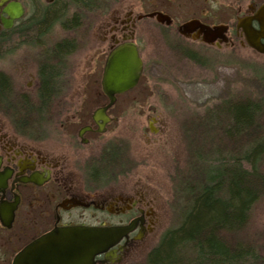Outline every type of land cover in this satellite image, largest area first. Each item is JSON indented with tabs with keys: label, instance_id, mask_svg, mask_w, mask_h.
Wrapping results in <instances>:
<instances>
[{
	"label": "flooded vegetation",
	"instance_id": "flooded-vegetation-1",
	"mask_svg": "<svg viewBox=\"0 0 264 264\" xmlns=\"http://www.w3.org/2000/svg\"><path fill=\"white\" fill-rule=\"evenodd\" d=\"M176 1L163 0L174 10L189 16L184 21L177 22L173 13L155 7L145 15L134 10H114L110 22L95 27L99 36L93 34L96 39H91L86 48L90 59L84 75L88 80L89 95L97 89V95L104 98V103L94 110L84 103H53L59 94L57 80L64 74V64L69 63L67 61L76 50L74 40L56 43L51 51L45 52L47 59L36 68L24 60L20 62L17 74L20 78L30 77L32 82L24 88L22 95H34L38 103L31 104L29 98H25L24 103L17 106L18 111L27 113L22 122L8 121L0 115V264H14L17 256L27 250L30 261L44 264L46 260L51 264L54 232L59 229L121 227L135 223V230L115 247L114 253L97 255L94 263L129 264L139 254L140 244L155 233L159 223L155 200L136 182L127 181L134 170L135 159L129 156L119 136L111 142L100 141L113 124L115 131L118 130L117 123L122 118L129 116L131 125H138L139 110L133 104L137 102L124 105L118 115L114 109L124 94L117 96L114 105L105 112L109 122L102 132L93 119L98 109L109 104L102 90L108 56L120 45L135 44L143 61L138 86L144 76L145 62L136 37L141 22L149 19L166 37L175 39H170L171 52L178 60L190 53L208 61L212 58V63H218L220 59L231 63L264 59V54L254 47L264 46V0H179V4ZM4 7L5 4L0 5V80L6 83V98L9 99L18 77L11 72V64H7L6 58L14 47L26 43L22 37L31 30L44 36L43 33H48L57 24L45 32L43 25H28L23 17L7 29L1 20L8 18L3 13ZM160 13L168 19L158 21L157 14ZM150 14L154 15L148 17ZM195 22L203 27L190 25ZM60 25L66 30L76 27ZM210 52L215 53L213 57H205L204 54ZM47 75L55 81L51 82L54 87L50 101L45 104L40 103L38 94ZM99 80L101 87H92ZM14 107L13 104L5 105L9 110ZM147 117L158 123L155 115ZM186 121L179 122L183 126ZM35 123L44 124L37 133L33 131ZM159 132L156 130V134ZM32 245L36 248L32 249ZM45 251L51 254L45 257Z\"/></svg>",
	"mask_w": 264,
	"mask_h": 264
},
{
	"label": "rangeland",
	"instance_id": "rangeland-1",
	"mask_svg": "<svg viewBox=\"0 0 264 264\" xmlns=\"http://www.w3.org/2000/svg\"><path fill=\"white\" fill-rule=\"evenodd\" d=\"M22 3L25 7V21L35 16L37 18L40 7L55 4V8L62 12L69 9L64 21L69 22L76 18L79 24L74 29L66 30L61 27L62 22L56 23L48 33L42 34L44 36L33 29L26 37H22L26 43L14 47L6 58L7 64H11V72L18 78H15L16 84L11 91V98L0 97V115L13 122L24 121L27 113L18 111L17 106L22 105L25 98H29L28 102L31 104L38 103L34 95H22L25 94L24 88L32 83L30 77L20 78L17 74L23 60L36 68L47 59L45 52L51 51L56 43L74 40L76 50L67 61L69 63L64 64L66 71L64 68V74L57 80L59 94L53 103H84L94 110L96 106L104 103V98L99 93L97 95V89H94L93 95H89L87 90L88 80L84 79V75L90 57L87 56L86 48L91 39H96L93 34L99 36V32H95L98 26L111 21L114 10H134L145 15L155 7H162L173 13L177 22L189 17L183 11L179 12L173 6L166 5L163 0H101L97 9L90 10L74 8L70 0H22ZM179 3L177 0L176 4ZM170 39L155 28L149 19L141 22L136 42L145 62L144 76L134 90L121 96L114 109L120 115L124 105L131 104V101L137 102L133 104L139 110L138 125H131L132 118L127 116L119 120L117 131L113 124L108 133L100 137L101 142H111L115 136H119V141L136 162L127 181L133 180L140 189L153 197L159 214L157 230L140 244L139 254L129 264H146L148 254L159 245L165 233L177 228L184 218L187 194L184 191V180L193 181L194 176L190 173L193 163L188 131L179 121L201 116L207 109L230 97L236 100L264 99V59L251 58L246 63H231L220 59L218 63H212V58L208 61L190 53L186 58L178 60L171 52L173 45ZM214 54L210 52L204 55L213 57ZM100 81L96 84L93 81L92 87L100 88ZM33 84L35 86L34 82ZM10 104L16 107L12 110L6 109L5 105ZM148 115H155L158 123L149 119ZM43 125L35 123L33 131L37 133ZM149 128L155 131L159 129L160 132L152 133ZM236 238L252 248L260 261H264V196L255 204L248 226ZM193 261L191 258L189 263Z\"/></svg>",
	"mask_w": 264,
	"mask_h": 264
},
{
	"label": "trees",
	"instance_id": "trees-1",
	"mask_svg": "<svg viewBox=\"0 0 264 264\" xmlns=\"http://www.w3.org/2000/svg\"><path fill=\"white\" fill-rule=\"evenodd\" d=\"M70 1L82 10L101 4V0ZM68 10L62 12L55 4L42 6L37 18L25 23L43 25L45 32L60 22L78 25L76 18L64 21ZM54 81L50 75L45 77L38 94L40 103L50 101ZM5 84L1 79V98L7 97ZM183 126L188 131L194 176L193 181L184 180L185 215L177 228L165 233L146 264H190L191 258V264H264L236 238L264 196V99L230 97Z\"/></svg>",
	"mask_w": 264,
	"mask_h": 264
},
{
	"label": "water",
	"instance_id": "water-1",
	"mask_svg": "<svg viewBox=\"0 0 264 264\" xmlns=\"http://www.w3.org/2000/svg\"><path fill=\"white\" fill-rule=\"evenodd\" d=\"M5 4L3 13L8 18H2V24L9 29L13 23L21 19L25 14V9L19 0H1L0 5ZM154 14L148 15L152 17ZM158 21L163 22L167 17L157 14ZM168 19V18H167ZM200 25L197 22L190 25ZM200 27H203L200 25ZM262 36L264 38V26H262ZM254 47L264 54V46ZM143 72V61L139 50L135 44L126 43L115 48L107 58L105 70L102 78V89L109 99L107 107L98 109L93 116L94 121L102 132L109 122L105 112L114 105L116 97L134 89ZM153 131V130H152ZM154 132V131H153ZM135 223L121 227H82L72 226L67 229H59L54 232V251L51 264H94L97 255L114 253L118 246L129 234L135 230ZM32 249L36 246L32 245ZM45 251L44 256L51 254ZM29 250L19 254L14 264H36L30 261ZM28 257V258H27ZM29 259V260H27ZM44 264H49L46 260Z\"/></svg>",
	"mask_w": 264,
	"mask_h": 264
}]
</instances>
